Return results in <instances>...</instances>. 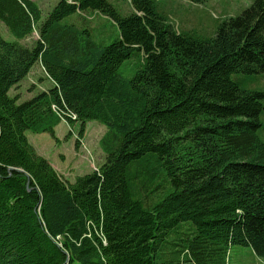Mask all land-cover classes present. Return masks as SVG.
<instances>
[{"label":"trees","instance_id":"trees-1","mask_svg":"<svg viewBox=\"0 0 264 264\" xmlns=\"http://www.w3.org/2000/svg\"><path fill=\"white\" fill-rule=\"evenodd\" d=\"M130 3L58 0L41 18L32 0H0L18 39L0 35V264H228L234 245L264 261V87L239 86L264 72V0L208 36L178 30L157 0ZM86 10L117 38L62 21ZM35 63L52 85L18 102L9 91ZM60 120L65 140L78 123L76 148L87 121L106 127L103 161L71 180L26 135L59 142Z\"/></svg>","mask_w":264,"mask_h":264},{"label":"rangeland","instance_id":"rangeland-1","mask_svg":"<svg viewBox=\"0 0 264 264\" xmlns=\"http://www.w3.org/2000/svg\"><path fill=\"white\" fill-rule=\"evenodd\" d=\"M41 11V18L55 6L58 0H32ZM253 0H205L204 3H193L191 0H157L160 10L175 23L178 30H193L202 36H208L213 32V28L221 20L228 16L238 15L242 10L250 5ZM121 15H128L134 11L130 0H109ZM67 24H72L79 29H86L96 44L106 45L117 38L119 31L116 23L101 13L94 11H83L70 15L62 20ZM0 35L8 41L18 40L0 21ZM38 37L37 30L20 40L21 43L31 45ZM141 56L134 52L129 59L124 61L119 67V73L129 78L138 67ZM263 74H252L245 78L239 85L242 88L264 87ZM245 75V74H244ZM251 79V82L248 80ZM254 80V81H253ZM52 85L47 78L40 63H35L24 79L20 81L16 88H11V96L18 95V102L27 100L41 90H45ZM261 89V88H260ZM78 123L72 127V136L65 140L69 132L67 124L60 120L55 132L60 139L55 142L48 133H32L27 130L26 135L37 153L44 156L50 164L68 179H73L76 175L89 172L103 161V153L100 141L106 132V127L96 120L86 122L85 132L75 147V137ZM228 264H264L249 247L234 245L229 252Z\"/></svg>","mask_w":264,"mask_h":264},{"label":"crops","instance_id":"crops-1","mask_svg":"<svg viewBox=\"0 0 264 264\" xmlns=\"http://www.w3.org/2000/svg\"><path fill=\"white\" fill-rule=\"evenodd\" d=\"M18 86V85H17ZM60 124V122L55 126V130H56V128H57V126ZM56 133V132H55ZM57 136V135H56ZM39 154V153H38ZM41 155V154H40ZM67 178V177H66ZM68 179V178H67ZM71 180V179H70Z\"/></svg>","mask_w":264,"mask_h":264}]
</instances>
